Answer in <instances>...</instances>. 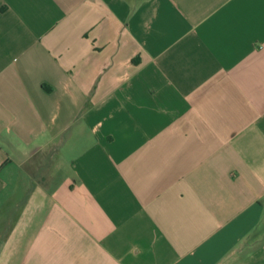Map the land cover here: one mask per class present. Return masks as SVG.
Returning a JSON list of instances; mask_svg holds the SVG:
<instances>
[{"label":"crops","instance_id":"obj_1","mask_svg":"<svg viewBox=\"0 0 264 264\" xmlns=\"http://www.w3.org/2000/svg\"><path fill=\"white\" fill-rule=\"evenodd\" d=\"M0 264H264V0H0Z\"/></svg>","mask_w":264,"mask_h":264}]
</instances>
